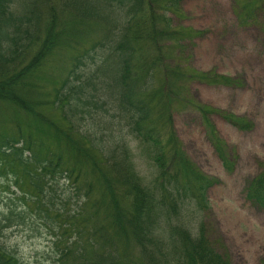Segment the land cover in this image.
<instances>
[{
  "label": "trees",
  "instance_id": "16d2710c",
  "mask_svg": "<svg viewBox=\"0 0 264 264\" xmlns=\"http://www.w3.org/2000/svg\"><path fill=\"white\" fill-rule=\"evenodd\" d=\"M95 1L110 15L122 12L120 25L107 23L104 36L77 51L65 77L55 81L36 75L64 43L54 9L39 32L34 11L24 4L22 10L23 0H0V178L14 187L25 209L51 215L57 264H231L203 219L207 192L219 181L189 159L172 116L179 109L197 112L231 173L237 157L219 139L210 115L241 132L253 124L201 105L189 85L239 88L243 81L184 64V42L201 33L172 27L167 12L180 13L179 0ZM262 4L241 0L243 24L254 21ZM74 11L81 14L82 6ZM40 79L50 82V92L37 95ZM96 110L114 111L123 122L152 164L150 181L135 170L127 147L112 148L111 140L86 128ZM59 182L67 184V195L57 194ZM73 196L78 200L71 209ZM245 199L264 209V166L247 185ZM12 214L10 209L7 216ZM0 264L19 263L0 253Z\"/></svg>",
  "mask_w": 264,
  "mask_h": 264
},
{
  "label": "rangeland",
  "instance_id": "374dc122",
  "mask_svg": "<svg viewBox=\"0 0 264 264\" xmlns=\"http://www.w3.org/2000/svg\"><path fill=\"white\" fill-rule=\"evenodd\" d=\"M23 4L34 11L36 18L32 24L39 32L49 18V9H54L61 22L57 30L64 33V43L55 48L36 73L39 78L55 81L65 77L71 57L77 51L104 36L107 23L118 28L122 20V12L114 11L110 15L100 10L95 0H23L21 8ZM77 5L82 6L79 15L74 11ZM263 5L254 14V21L247 24H243L239 14L241 0H179L180 13L167 12L172 27L201 33L184 42V64L243 81L239 88L189 85L190 94L201 105L245 117L253 124L252 130L241 132L219 114L210 115L219 139L237 157L231 173L223 169L197 112L179 109L172 116L177 138L189 159L203 174L219 181L207 192L209 207L203 219L211 240H222L225 248L219 250L228 254L231 264H264V209L252 206L245 199L247 185L264 166ZM28 60H23L22 65ZM37 82V95L51 91L49 81ZM43 113L59 121L58 114L50 110ZM87 124L86 128L97 139L111 140L112 148L127 147L135 170L145 182L153 178L152 164L141 154L133 136L126 135L127 129L123 122L121 126L114 111L96 110ZM7 185L10 183L0 178V253L16 258L19 264H57L53 246L55 222L51 215L25 209L18 192L12 185L8 190ZM68 191L67 184L58 183V195L61 192L67 195ZM77 200L73 196L69 208H75ZM10 209L13 214L7 216Z\"/></svg>",
  "mask_w": 264,
  "mask_h": 264
}]
</instances>
